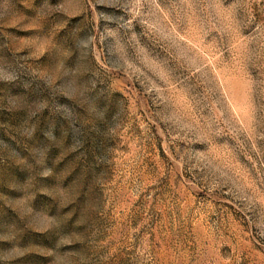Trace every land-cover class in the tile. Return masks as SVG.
<instances>
[{"label": "rangeland", "instance_id": "rangeland-1", "mask_svg": "<svg viewBox=\"0 0 264 264\" xmlns=\"http://www.w3.org/2000/svg\"><path fill=\"white\" fill-rule=\"evenodd\" d=\"M0 264H264V0H0Z\"/></svg>", "mask_w": 264, "mask_h": 264}]
</instances>
